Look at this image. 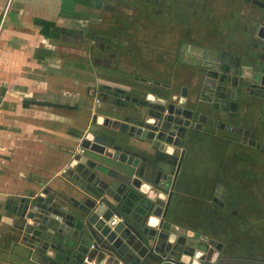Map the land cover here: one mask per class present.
Segmentation results:
<instances>
[{"label": "flooded vegetation", "instance_id": "obj_1", "mask_svg": "<svg viewBox=\"0 0 264 264\" xmlns=\"http://www.w3.org/2000/svg\"><path fill=\"white\" fill-rule=\"evenodd\" d=\"M251 6L244 0H91L57 35L78 82L90 85L93 119L130 120L136 101L150 102V95L173 103L185 130L170 159L181 166L179 184L186 186L185 220L223 244L224 258H264L246 236L238 237L252 207L264 210V101L244 38ZM228 107L230 114L222 115L219 109Z\"/></svg>", "mask_w": 264, "mask_h": 264}, {"label": "water", "instance_id": "obj_2", "mask_svg": "<svg viewBox=\"0 0 264 264\" xmlns=\"http://www.w3.org/2000/svg\"><path fill=\"white\" fill-rule=\"evenodd\" d=\"M252 4L245 39L253 83L264 101V0ZM245 6L242 4V10ZM244 11V10H243ZM150 97V98H149ZM119 121L98 116L71 156L68 194L44 188L14 208L15 226L43 264H264V258H224L223 244L172 221L181 166L183 120L168 97L150 95ZM229 115L230 107L219 109ZM95 126V127H94ZM126 128V129H125ZM222 199H225L222 197ZM264 257V249H261Z\"/></svg>", "mask_w": 264, "mask_h": 264}, {"label": "crops", "instance_id": "obj_3", "mask_svg": "<svg viewBox=\"0 0 264 264\" xmlns=\"http://www.w3.org/2000/svg\"><path fill=\"white\" fill-rule=\"evenodd\" d=\"M90 1L0 0V264H43L22 240L14 208L44 188L68 194L63 170L93 122L90 85L78 82L57 41ZM185 189L179 184L172 221L188 228Z\"/></svg>", "mask_w": 264, "mask_h": 264}, {"label": "rangeland", "instance_id": "obj_4", "mask_svg": "<svg viewBox=\"0 0 264 264\" xmlns=\"http://www.w3.org/2000/svg\"><path fill=\"white\" fill-rule=\"evenodd\" d=\"M79 89H83V88L79 87ZM257 201L261 202L262 200L259 199ZM239 212L242 213V210L240 209ZM244 218H245L243 222L244 225L238 222V224L241 225V228L239 226L237 227V225H234L232 226L233 229L232 231L236 232L240 228L243 234L239 232L238 237L243 238V236H246V240H248V242L251 243L254 250L260 252L259 254H261V249H264V243L262 242L263 243L262 246L261 245L262 243L259 244V240L261 239L260 235H264V210L260 209V207L258 208L252 207V210L249 211V213L245 215ZM215 229L217 228L213 229V233L215 232ZM201 231L207 232L205 230H201ZM244 233L248 234V236L244 235Z\"/></svg>", "mask_w": 264, "mask_h": 264}, {"label": "built area", "instance_id": "obj_5", "mask_svg": "<svg viewBox=\"0 0 264 264\" xmlns=\"http://www.w3.org/2000/svg\"><path fill=\"white\" fill-rule=\"evenodd\" d=\"M9 1H11V0H9ZM67 169H68V168H67ZM67 169H64V170H63V173H65V172L67 171Z\"/></svg>", "mask_w": 264, "mask_h": 264}]
</instances>
